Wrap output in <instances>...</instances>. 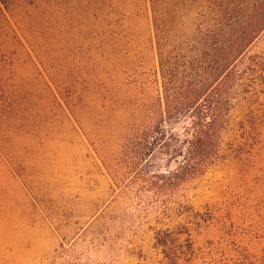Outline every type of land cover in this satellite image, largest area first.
<instances>
[{"label": "rangeland", "instance_id": "obj_1", "mask_svg": "<svg viewBox=\"0 0 264 264\" xmlns=\"http://www.w3.org/2000/svg\"><path fill=\"white\" fill-rule=\"evenodd\" d=\"M205 2L161 6L174 40L215 6L216 58L264 11ZM238 70L222 159L158 192L124 156L163 113L151 0H0V264H263L264 25ZM180 162L157 145L140 173Z\"/></svg>", "mask_w": 264, "mask_h": 264}, {"label": "trees", "instance_id": "obj_2", "mask_svg": "<svg viewBox=\"0 0 264 264\" xmlns=\"http://www.w3.org/2000/svg\"><path fill=\"white\" fill-rule=\"evenodd\" d=\"M205 3L211 4L210 0ZM151 6L162 85L163 113L154 131L157 137L151 138L152 133L149 131L137 135L131 146L126 148L124 156H128L132 161L130 170H134L135 180L145 179L150 188L164 192L184 183L188 178L201 174L222 159V132L228 130L229 111L236 95L234 88L241 76L238 64L244 54L245 43L264 25V11L260 20L250 24L244 37H238V40L223 49L220 58H216L212 53V47L218 45L215 28L221 25L224 18L218 16L214 10L215 6L210 7V26H199L193 37H178L176 40L175 34H171L168 13L161 6V0H151ZM232 12H227V21L232 20ZM250 62L251 68H247V71L253 67L255 70L252 72H263L262 64L254 59ZM172 121H176L180 126L179 133L175 134L173 130L166 129L165 124ZM174 141L178 146L166 149ZM157 145H160V149L166 151L170 158L180 160L181 164L178 170L167 176H143L139 163L143 162L148 154L154 153ZM160 182L162 186L159 185ZM261 262L264 264V253Z\"/></svg>", "mask_w": 264, "mask_h": 264}]
</instances>
